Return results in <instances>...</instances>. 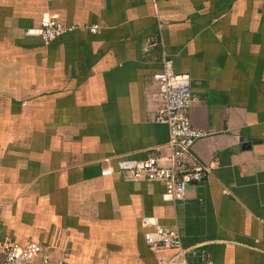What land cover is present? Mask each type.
Wrapping results in <instances>:
<instances>
[{"label": "crops", "instance_id": "0c3cea01", "mask_svg": "<svg viewBox=\"0 0 264 264\" xmlns=\"http://www.w3.org/2000/svg\"><path fill=\"white\" fill-rule=\"evenodd\" d=\"M44 13L75 28L26 35ZM163 56L205 132L188 159L210 166L175 201L102 171L167 141ZM0 203L18 244L65 229L67 264H158L143 218L176 224L194 263L264 264V0H0Z\"/></svg>", "mask_w": 264, "mask_h": 264}, {"label": "built area", "instance_id": "2783aa9c", "mask_svg": "<svg viewBox=\"0 0 264 264\" xmlns=\"http://www.w3.org/2000/svg\"><path fill=\"white\" fill-rule=\"evenodd\" d=\"M96 32L97 25L86 26ZM75 25L64 26L55 22L44 13L38 26L27 28L26 35L39 36L45 43L61 34L73 30ZM162 68L153 75L158 91L155 120L167 126L168 139L161 146L157 155L142 159L115 158L107 161L103 172L119 171L130 180L160 181L166 185L162 194L164 200L175 201L184 197L187 187L201 181L210 171V166L197 160H189L197 139L205 132L194 128L188 117L194 96L190 77L176 73L172 60L162 57ZM0 203V264H67L68 233L57 229L48 243L27 241L18 244L9 237H4L1 230ZM142 225L150 227L144 233V240L149 249L157 255L158 264H212L194 263L191 257L195 249L185 247L176 224L162 225L156 219L143 218Z\"/></svg>", "mask_w": 264, "mask_h": 264}]
</instances>
